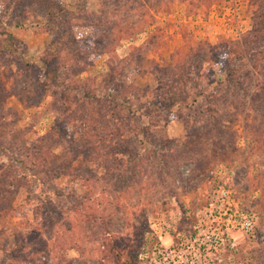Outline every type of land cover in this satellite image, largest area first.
I'll return each mask as SVG.
<instances>
[{"label": "rangeland", "instance_id": "374dc122", "mask_svg": "<svg viewBox=\"0 0 264 264\" xmlns=\"http://www.w3.org/2000/svg\"><path fill=\"white\" fill-rule=\"evenodd\" d=\"M53 1L28 0L0 27V232L30 231L27 199L41 184L8 186L7 147L17 156L54 134L43 145L56 173L92 169L97 158L125 166V177L102 195L96 220L70 214V231L39 232L25 253L33 264H122L120 254L137 264H264V54L254 38L264 0H60L74 14L49 31L39 11ZM61 36L80 42L64 47ZM46 61L65 70L60 84ZM173 80L193 109L160 123L151 144L130 140L112 156L124 138L109 121L133 128L120 119L133 111L147 124L144 104ZM123 85L137 93L131 106L116 91ZM94 171L97 184L67 175L55 184L91 198L106 184L105 167Z\"/></svg>", "mask_w": 264, "mask_h": 264}, {"label": "trees", "instance_id": "16d2710c", "mask_svg": "<svg viewBox=\"0 0 264 264\" xmlns=\"http://www.w3.org/2000/svg\"><path fill=\"white\" fill-rule=\"evenodd\" d=\"M0 4V27H3L4 22L8 18L11 11L26 10L28 8V0H2ZM39 14L47 20V30L53 31L54 28L59 29L62 25L66 24L69 21L68 16L74 13L70 11L67 4L63 3L60 0H54L45 10L40 9ZM54 21L56 22L55 24L52 23ZM18 27L23 28L24 25L22 23H18ZM66 32L67 31H65L63 35H66ZM3 34H8V31L6 30L4 32L0 29V36H2ZM260 37L262 40L259 44L260 47L258 49L256 48L258 50L257 54L259 56L261 54H264V16L263 20L257 24V27H255L254 38L260 39ZM64 38L65 37L61 36L59 37V39H54V42L56 44H59L60 42L62 44L64 43V47L68 44L73 45L80 42L76 37L71 36L70 38H68L69 40H64ZM262 46L263 50L260 51V48ZM256 49H244V53L247 57L256 59L257 56H252L251 53H249L250 50L257 51ZM224 58L225 61L223 62H225L226 64L227 57ZM44 63L47 66L49 65L48 61ZM48 71L49 74L52 75V78L56 79L57 84H60L62 77H65V70L63 71L61 68H58L56 66H48ZM161 84L162 86H159L157 101L150 100L148 103L144 104V107L147 109L146 117L149 121L147 124L143 119L144 116L141 117L131 115L133 111H129L130 109L128 111L131 113H128L127 117H121L120 119L125 118V120L127 121H134L133 128L126 127V122H121L120 126H123L125 128L120 127V129L119 125L117 127L116 125H114V123H111L109 121L110 124H113L112 129L114 130L115 134L121 135L124 138H122L124 141H122L121 146L118 144L117 148L113 147L114 145L110 147V153L112 156H115L119 152L127 153L129 151V146H131L130 140H134L140 145H144L145 143L151 144V133L154 128H157L163 121H169L177 117L179 111H191L193 109V104L191 105L188 102L189 93L180 89L182 83H178L173 80L172 85H169L170 83L167 82ZM117 87L118 88H116V91L122 92V96L125 102L124 104H129V102H131L130 104L132 105V101H135L137 99V93L134 91H126L127 89L124 85L123 87ZM63 90L66 91V88H64ZM120 106L121 104L119 105V109L123 111L124 109H121V107L123 108V105L121 107ZM108 119L115 121L114 117H110ZM120 119L118 122H120ZM53 138L54 134H51L47 138L39 139L37 142L32 144V146L26 144L22 148H20L17 156H13L12 149H9L7 147L6 154L10 159V163L8 164V166H6V177L7 179H10L8 186L14 187V182H17L21 179H27L29 177L37 178L38 181L41 182V184L37 185L36 189L30 191L28 195L29 197L27 199V203L30 206L28 212L32 214L33 218V220L30 221L29 225L30 231L22 239H20V237L15 235L13 228L7 227V225L6 227L5 225L1 227L2 231L0 232V264H33L35 258L31 256V252L27 253V255H25V253L28 250L31 251L36 249L34 241H36L35 238H39V232L54 235L57 233H63L65 230L70 231V226L65 220V216L70 214H81L83 217L89 216L93 217V219L96 220V216H92L93 214L91 213L92 211H94V209H96V207H99L101 205V200L103 199L102 195L106 193L110 194V191L108 189L109 186H118L121 178L125 177V166L118 165V167H115V164L113 162L110 164L105 162L103 164L101 162V159L97 158H95L93 161L90 160L92 163V169L90 168L84 171L85 167H76L74 170H71L70 167V171H62L65 170L62 169L60 173H56L48 165V159L46 157V154L44 153L45 146L43 145L46 140H49L50 142V140L52 141ZM121 147L123 148L122 150ZM136 152V155L142 154L141 149H138ZM112 156L110 157V154H107L106 158L108 157L109 159H111ZM102 166L105 167L106 171V184L101 187V192H99L98 195L94 197H83V199L81 200L76 196V188L74 186L75 184L68 187H61L55 184L56 179H59L61 178V176L65 175L71 178H79L82 181L87 180L90 182L91 180H94L92 182L94 184L95 182H98L99 179V177L95 176L94 170H98ZM42 174L43 177H38V175ZM126 186H128L127 189H129V185L126 184ZM0 196L2 197V195ZM111 196L112 195H110L109 197ZM88 211L90 212V214ZM9 232L12 236H14V243L9 242L11 237V235L8 234ZM118 261H122V264H137L135 258L128 257L127 259H124L121 254L119 255Z\"/></svg>", "mask_w": 264, "mask_h": 264}, {"label": "built area", "instance_id": "2783aa9c", "mask_svg": "<svg viewBox=\"0 0 264 264\" xmlns=\"http://www.w3.org/2000/svg\"><path fill=\"white\" fill-rule=\"evenodd\" d=\"M223 194L225 195L226 192H223ZM246 221L243 224V227L247 228L248 230H253L254 229V223L253 220L251 219H245Z\"/></svg>", "mask_w": 264, "mask_h": 264}]
</instances>
